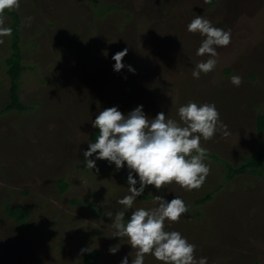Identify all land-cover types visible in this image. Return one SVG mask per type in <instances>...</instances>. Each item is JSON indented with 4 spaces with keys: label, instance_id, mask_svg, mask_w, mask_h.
<instances>
[{
    "label": "rangeland",
    "instance_id": "374dc122",
    "mask_svg": "<svg viewBox=\"0 0 264 264\" xmlns=\"http://www.w3.org/2000/svg\"><path fill=\"white\" fill-rule=\"evenodd\" d=\"M213 3L19 0L18 8L4 11L6 27L18 18L17 95L30 108L5 109L11 34L0 44V264H84L90 251L100 255L93 264H120L125 256L131 264L136 250L127 238L113 237L106 215L129 194L127 168L117 171L106 160L97 161L98 171L84 166L83 152L99 135L91 120L117 105L125 114L143 105L150 118L164 112L179 120L178 108L189 101L214 103L230 133L201 141L209 175L192 191L175 183L160 191L148 186L133 210L155 208V195L171 200L175 193L189 212L166 229L186 236L197 258L264 264V163L235 172L264 149V0ZM124 10L131 12L126 19ZM197 16L230 31L231 42L217 48L216 68L194 79L196 64L209 58L196 55L203 37L187 31ZM124 49L126 67L116 72L111 57ZM232 75L243 78L239 87ZM73 197L80 203H71ZM116 245L119 252L111 254ZM145 264L162 262L149 254Z\"/></svg>",
    "mask_w": 264,
    "mask_h": 264
},
{
    "label": "clouds",
    "instance_id": "9594fccd",
    "mask_svg": "<svg viewBox=\"0 0 264 264\" xmlns=\"http://www.w3.org/2000/svg\"><path fill=\"white\" fill-rule=\"evenodd\" d=\"M18 7L19 0H0V44L4 42L3 37L12 34V29L5 26L4 11ZM187 31L203 37L196 55L209 57L197 63L192 72L193 78L199 79L201 73L207 74L216 68L217 48L230 44L231 32L215 27L202 16L194 18L187 25ZM127 53L128 49H124L111 57L115 61L114 71L120 72L126 67ZM127 70L136 72L132 65H127ZM242 82L240 75L230 77V83L236 87ZM177 114L179 120L167 118L164 112L150 118L143 105L127 114L117 105L103 109L91 120L99 135L83 152L84 166L98 171L97 161L106 160L110 166L114 164L117 171L127 168L129 194L118 199L120 210L114 215L107 211L106 215L112 218L113 237L127 238L136 250L131 264H145L149 254L162 264H208L207 257H196V246L186 236L166 229V223L179 222L181 216L189 212L181 196L174 193L169 200L165 195H155L152 201L157 205L155 208L133 210L135 201L144 195L148 186L160 191L175 183L187 191L199 189L210 172L206 163L207 149L202 147L201 141L213 139L218 131L230 134L214 103L189 101L178 108ZM130 210L131 215L125 222ZM119 250V245L109 248L111 254ZM120 264H129L128 256L123 257Z\"/></svg>",
    "mask_w": 264,
    "mask_h": 264
},
{
    "label": "trees",
    "instance_id": "16d2710c",
    "mask_svg": "<svg viewBox=\"0 0 264 264\" xmlns=\"http://www.w3.org/2000/svg\"><path fill=\"white\" fill-rule=\"evenodd\" d=\"M210 1H211L212 4H214L213 2L215 0H210ZM6 10H8L7 12L11 11V9L10 10L6 9ZM126 13L131 14L130 11L124 10L122 12V18L123 19H126ZM215 23H217V21ZM222 23H223V25L221 24V26L223 27L226 23H225V21H223ZM18 26H19L18 25V18L16 20L13 18V22L11 24V29H12V32H14V34L12 33V36H13L12 47H13V51L14 52L7 59V62L9 63V68H8L7 72H8V74H10L11 81H12V86L10 88V90H11V103L8 104L5 109L7 111H9L10 109L12 110V109L18 108L21 112H24V111H27L30 107L28 105L22 104L19 101L18 95H17L20 71L23 69V65L21 63V46L19 44L20 43V31L17 33ZM240 49H242V47L239 46V50ZM228 58H230V57H228ZM226 72L227 73L230 72V68H227ZM250 75H253L254 76L253 78H255V74L251 73ZM122 97L123 96H121L120 98H122ZM93 142H95V140H93ZM263 163H264V149H263V152L260 153L256 158L251 159L247 163L239 166L238 169H235L236 170L235 172H237V171H239V172L247 171L248 168H257L259 166H262ZM233 175L234 174H232L231 176H233ZM77 199L78 198L73 197L71 199V203L79 204L80 200H77ZM202 202H203V200H202ZM203 203H205V201ZM22 220H20V224H22V222H21ZM0 257H1V255H0ZM99 258H100V255H99L98 252L90 251V252H87V253L84 254L83 262H84V264H93V263L97 262Z\"/></svg>",
    "mask_w": 264,
    "mask_h": 264
}]
</instances>
